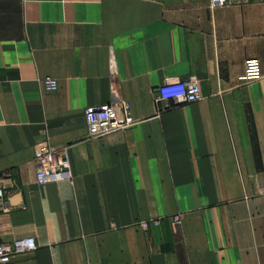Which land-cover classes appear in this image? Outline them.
I'll list each match as a JSON object with an SVG mask.
<instances>
[{"label": "crops", "instance_id": "1", "mask_svg": "<svg viewBox=\"0 0 264 264\" xmlns=\"http://www.w3.org/2000/svg\"><path fill=\"white\" fill-rule=\"evenodd\" d=\"M249 59L264 75V0H0V241L37 244L8 264H264ZM192 76L201 100H157ZM110 101L135 124L89 137ZM43 143L68 148L70 180L37 181Z\"/></svg>", "mask_w": 264, "mask_h": 264}, {"label": "built area", "instance_id": "2", "mask_svg": "<svg viewBox=\"0 0 264 264\" xmlns=\"http://www.w3.org/2000/svg\"><path fill=\"white\" fill-rule=\"evenodd\" d=\"M233 0H210L211 8H218L231 3ZM245 80H263L259 61L249 59L245 63ZM44 86L48 91L58 87L55 79L47 77ZM202 99L201 89L196 76L184 81H166L157 90V100L167 102L173 100L178 103H194ZM85 121L88 136L104 137L135 124L130 104L125 101H110L101 106L89 107L85 110ZM36 179L41 184L66 181L72 178L68 148L55 149L48 144H40L35 152ZM4 188L0 187V203L4 197ZM147 228L148 222H142ZM37 248L33 237H26L12 242L0 241V264H8L14 258L31 254Z\"/></svg>", "mask_w": 264, "mask_h": 264}]
</instances>
